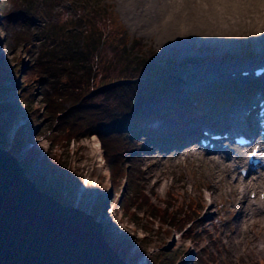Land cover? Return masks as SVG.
<instances>
[{
  "label": "rangeland",
  "instance_id": "rangeland-1",
  "mask_svg": "<svg viewBox=\"0 0 264 264\" xmlns=\"http://www.w3.org/2000/svg\"><path fill=\"white\" fill-rule=\"evenodd\" d=\"M28 2L37 13L31 22L40 27L51 25L49 20L75 23L83 9H99V4L101 9L112 7L117 15L114 16L116 23L137 43L134 45H141L138 51L155 67L148 71L144 87L157 75L154 81L160 85L165 80L168 89L161 95L158 89L151 90L149 100L147 94H142V111L151 114V119L141 128L139 144L144 149L143 146L140 148L133 162H121L117 139L109 142L113 147L102 144L97 137V140L79 138L68 147L52 144L56 137L52 126L56 125L53 122L58 120V115L53 117L54 121L50 118L51 123H42L39 129L37 125L40 122L34 115L45 110L44 88H33L34 103L27 106L22 102L20 91L13 89L9 82V92L1 102L14 105L17 122L9 129L7 138L0 141V149L8 151L18 161L26 154L19 163L27 177L40 191L63 206L80 207L96 221H104L107 215L111 217L116 222V229L112 224L103 225V235L108 245L127 264H137L139 260H145L147 264H200V261L203 264H264V228L259 229L255 224L253 233L257 232V235L248 233L246 240L238 245V212L231 210L230 206L237 207L242 198L235 189L226 186L227 174L217 175L213 168L211 161L217 153L208 154L198 148L194 135L200 126L203 127L201 136L205 126L230 129L231 126L219 121L221 117L226 113L236 114L237 105L251 101L250 95L257 92L252 87L255 82L229 77L234 69L255 67L264 62V53L259 50L261 44L241 38L232 48L206 36H198L193 40L182 38L162 45L157 34L151 35L149 31L137 28L132 14L126 13L130 18L126 17L124 9H120V0H57L50 13L51 18L43 12L49 2ZM7 4L0 0V56L22 82L30 67H36L41 48L40 45L36 50L29 47L31 53L24 44L15 50L10 48L11 35L1 23L2 8ZM9 7L12 9L11 4ZM113 23L116 24L113 20L108 24L106 21L100 31L108 33V25ZM112 33L103 38L106 59L107 56L112 57V53L117 54L118 45H121V52L125 46L118 33L114 36ZM173 57L176 63L170 65ZM222 71H226V78L220 82L218 75ZM104 73L114 75L109 64ZM99 84L100 80L96 79L89 86ZM96 97L100 101L102 95ZM63 105L66 110L70 103ZM63 116L65 112L60 115L61 118ZM17 132L23 135V145L12 142V135ZM92 145L98 151L93 157ZM244 159L245 156L243 162ZM115 165L122 166L116 175L113 171ZM239 169L236 168L233 178L239 177ZM86 179L90 182V192L85 194L84 204L76 205L79 190ZM211 192L215 197L212 206ZM249 192L247 197L252 199ZM124 201L130 204L129 210L124 208ZM243 210L247 218H252L253 211ZM207 211H213V218L208 217ZM161 213L165 214L164 221ZM174 218L176 222H172ZM123 226L128 230L121 233L119 229ZM258 243L259 248L253 249Z\"/></svg>",
  "mask_w": 264,
  "mask_h": 264
},
{
  "label": "trees",
  "instance_id": "trees-1",
  "mask_svg": "<svg viewBox=\"0 0 264 264\" xmlns=\"http://www.w3.org/2000/svg\"><path fill=\"white\" fill-rule=\"evenodd\" d=\"M5 1L12 5V9L9 4L4 5L1 15L2 26L11 35L10 48L15 50L24 44L25 47L36 50L37 45H40L41 51L35 61L36 67H30L22 82L20 76L11 71L8 62L0 56V141L7 138L9 129L17 122L14 105L1 102L9 92L7 83L10 82L13 89L20 91L22 102L27 106L34 103L33 88L40 86L41 89L44 88L45 110L37 111L34 115L36 121L40 122L37 129L44 122L51 123L50 118L54 121L53 117L58 115V120L53 122L56 125L52 126L56 135L52 144L68 147L79 138L97 136L102 144L113 147L109 142L113 143L117 139L120 161L133 162L143 146L139 144L141 128L151 119V114L142 111V94H147L149 100L148 93L151 90L158 89V94L161 95L167 92L168 84L163 80L158 85L154 81L158 77L155 75L148 81L145 80L147 82L146 88L144 87L143 81L147 78L148 71L155 67H152L150 59L138 51V46L141 45H134L137 43L116 23L114 16L117 15L112 7L109 5L111 9H101L99 4V9H83L81 17L75 23H54L49 20L51 25L40 27L31 22L32 17L37 15L31 2ZM56 1L45 0L49 2L43 9L47 18H51L50 13ZM110 20L116 24L108 25V33L100 31L105 22L108 24ZM110 33L112 36L118 33L125 46L121 52V45H118L120 52L116 55L112 53V57L107 56L106 59L103 55V38ZM30 48H26L29 53ZM175 63L176 59L173 57L169 64ZM108 64L114 72L112 76L104 73ZM96 79L100 80V84L90 88L89 85ZM98 95H102L100 101H97ZM63 103H70L68 110H65ZM64 112L65 116L61 118L60 115ZM67 122H70L68 126ZM12 142L23 145V135L17 132ZM59 163L56 162L57 165ZM121 168L122 166L115 165L114 174ZM123 204L124 208L130 209L128 201ZM123 204L118 203L119 206ZM161 218L164 221V213H161ZM172 222H176L175 218ZM200 264L203 262L200 261Z\"/></svg>",
  "mask_w": 264,
  "mask_h": 264
},
{
  "label": "bare ground",
  "instance_id": "bare-ground-1",
  "mask_svg": "<svg viewBox=\"0 0 264 264\" xmlns=\"http://www.w3.org/2000/svg\"><path fill=\"white\" fill-rule=\"evenodd\" d=\"M120 6V9H124L125 15L126 13L132 14L133 17H131L135 20L134 23L137 28L143 31L147 30L151 35L157 34L162 45H168L173 40L178 41L182 38L193 40L198 36H206L233 48L236 42H239L241 38H245L261 44L259 50L264 53V0H120ZM126 17L130 18L127 15ZM262 57L264 58V55ZM260 100H263V98H257L258 102ZM236 109L237 112H241V105H237ZM248 109L251 111L250 115L253 119L255 111H253L251 105L248 106ZM241 116L238 113H226L219 121L224 122L226 126H231ZM252 125L254 130L257 124L252 121ZM220 127L218 126V128ZM241 128H244V126L241 125ZM202 129L203 127L200 126L197 133L199 134ZM12 137L14 138L13 135ZM96 137H92L93 140H97L98 137ZM96 154H98L97 147L92 145L91 157ZM244 154L243 149H232L226 145L217 153V157H214L211 161L217 175L219 173L227 174L226 186L235 189L236 194L239 193L242 198L237 207L230 206L231 210L238 212L239 225L236 228L238 245L241 244L242 240H246L248 233L254 234V236L257 235L256 231V233H253L255 224L259 226V229L264 228V199L261 197L264 194V177L260 179L251 178L249 175L243 180L241 168L239 169V177H232V175H235L236 168L244 163ZM25 158L26 154L22 155L18 162H22ZM90 188V182L86 179L85 184L79 190L76 205L84 204V196L90 192ZM248 192L249 196L253 193L256 194L257 199L251 200L248 198ZM211 195L212 206L215 204V197L213 192H211ZM85 204L89 205L86 202ZM244 208L250 209L249 213L253 211L252 218H247L244 215ZM76 209L80 210L81 208L76 207ZM255 210L256 212H254ZM206 214L211 218L214 216L213 211L212 213L207 211ZM112 220L107 215L104 221L98 222L102 227L103 225L112 224L113 229H116V222ZM119 230L124 233L128 230V227L123 226ZM252 239L253 237L249 241ZM255 248H259V243L253 247V249ZM137 264H147V262L139 260Z\"/></svg>",
  "mask_w": 264,
  "mask_h": 264
},
{
  "label": "water",
  "instance_id": "water-1",
  "mask_svg": "<svg viewBox=\"0 0 264 264\" xmlns=\"http://www.w3.org/2000/svg\"><path fill=\"white\" fill-rule=\"evenodd\" d=\"M0 264L127 263L94 217L40 191L0 149Z\"/></svg>",
  "mask_w": 264,
  "mask_h": 264
}]
</instances>
